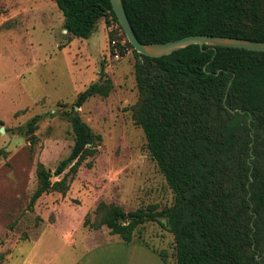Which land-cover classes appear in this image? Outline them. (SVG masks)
Masks as SVG:
<instances>
[{"label": "trees", "instance_id": "trees-1", "mask_svg": "<svg viewBox=\"0 0 264 264\" xmlns=\"http://www.w3.org/2000/svg\"><path fill=\"white\" fill-rule=\"evenodd\" d=\"M54 1L75 38H89L107 15L119 22L111 0ZM122 2L143 43L195 34L264 42V0ZM128 45L136 56L140 93L133 117L175 200L132 211L100 201L96 227L106 225L127 244H141L135 240L138 228L158 222L174 235L176 264H264V51L190 44L154 57L138 53L129 40ZM112 87L109 78L93 82L62 112L75 139L54 171L64 176L52 181L51 170L40 162L29 209L46 192L65 193L68 176L97 154L101 135L75 107L109 95ZM42 117L27 123L32 141ZM150 249L170 264L164 253Z\"/></svg>", "mask_w": 264, "mask_h": 264}, {"label": "rangeland", "instance_id": "rangeland-1", "mask_svg": "<svg viewBox=\"0 0 264 264\" xmlns=\"http://www.w3.org/2000/svg\"><path fill=\"white\" fill-rule=\"evenodd\" d=\"M113 39L128 40L112 15L103 17L89 38L81 39L64 28V14L54 0H0V261L4 264L10 257V264H72L88 246L122 240L106 225L96 227L100 201L125 211L174 203L175 194L133 117V106L140 99L136 56L129 46L116 59L110 48ZM107 78L113 85L109 95L92 96L75 107L101 135L99 151L68 176L65 193L46 192L29 209L40 162L51 170L52 181L64 176L54 171L70 155L75 139L62 112L70 110L91 83ZM37 114L43 117L32 141L27 123ZM135 240L176 264L174 235L160 223L141 225Z\"/></svg>", "mask_w": 264, "mask_h": 264}, {"label": "water", "instance_id": "water-1", "mask_svg": "<svg viewBox=\"0 0 264 264\" xmlns=\"http://www.w3.org/2000/svg\"><path fill=\"white\" fill-rule=\"evenodd\" d=\"M115 14L125 31V34L129 42L133 45L138 53L148 55V56H162L169 54L174 50L186 47L190 44H210L214 47L220 46H230L237 47L255 51H264V42L252 41L242 38L221 36V35H210V34H195L188 35L179 39H174L166 42L159 43H143L140 41L133 29V26L128 18L125 11L122 0H111ZM78 107V106H76ZM4 131V128H1ZM127 218V215H125Z\"/></svg>", "mask_w": 264, "mask_h": 264}, {"label": "crops", "instance_id": "crops-1", "mask_svg": "<svg viewBox=\"0 0 264 264\" xmlns=\"http://www.w3.org/2000/svg\"><path fill=\"white\" fill-rule=\"evenodd\" d=\"M42 233V232H41ZM40 233V235H41ZM38 236V238L40 237ZM37 238V239H38ZM32 240L30 242H35ZM11 257L7 264H10ZM72 264H166L149 247L139 244H127L123 240H112L88 246L85 252Z\"/></svg>", "mask_w": 264, "mask_h": 264}, {"label": "built area", "instance_id": "built-area-1", "mask_svg": "<svg viewBox=\"0 0 264 264\" xmlns=\"http://www.w3.org/2000/svg\"><path fill=\"white\" fill-rule=\"evenodd\" d=\"M111 52L116 59H120L124 52L128 51L129 45L128 40L125 39L122 43H119L116 39H113L110 43Z\"/></svg>", "mask_w": 264, "mask_h": 264}]
</instances>
